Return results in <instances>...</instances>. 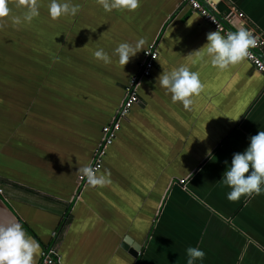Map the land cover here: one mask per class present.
Returning <instances> with one entry per match:
<instances>
[{"label":"crops","instance_id":"obj_1","mask_svg":"<svg viewBox=\"0 0 264 264\" xmlns=\"http://www.w3.org/2000/svg\"><path fill=\"white\" fill-rule=\"evenodd\" d=\"M204 1L221 22L245 15L225 26L264 36V0ZM37 2L30 23L16 0L0 20V224L19 223L39 243L34 264L49 248L56 264H188L189 247L205 253L194 264H264V182L260 194L235 202L222 182L234 154L264 131V75L246 58L221 70L206 51L189 57L216 30L180 0L111 12L97 0H58L80 10L57 20L51 0ZM140 38L141 52L120 65L114 49ZM154 42L152 76L99 173L110 172L111 182L78 191L79 168ZM100 49L110 62L95 58ZM182 65L203 85L188 109L158 82Z\"/></svg>","mask_w":264,"mask_h":264},{"label":"clouds","instance_id":"obj_2","mask_svg":"<svg viewBox=\"0 0 264 264\" xmlns=\"http://www.w3.org/2000/svg\"><path fill=\"white\" fill-rule=\"evenodd\" d=\"M106 12L113 9H126L135 11L140 7V0H97ZM17 8H23V21L31 22L34 17L39 16L37 0H16ZM80 10L79 5L71 3H59L51 0L48 5L49 16L57 20L61 16H75ZM10 14L9 0H0V20ZM12 23H21V16H13ZM3 25H0L2 27ZM208 43L202 49L192 53L190 56H199L202 52L211 58L213 67L223 70L230 65H236L251 55L249 49L255 48L257 39L251 30L240 28L236 32H228L225 36L220 31L207 34ZM146 44L144 38H140L134 45L120 43L114 49V55L118 56V62L126 66L130 59L141 52ZM86 47V46H85ZM95 58L110 62L109 55L103 49L94 53ZM160 86L172 94V102H182L183 107L188 109L193 103L194 95H199L203 85L199 73L192 72L187 66H180L171 72L163 71L158 77ZM78 175L87 179V185L95 188L110 183L111 173L106 171L97 174V169L92 166L80 167ZM222 182L232 190L227 199L230 202L240 200L242 196H251L253 193L260 194L261 184L264 182V131L250 137V146L243 153L233 156L230 168L224 173ZM40 252V245L32 237L28 236L19 223L0 224V264H34V258ZM188 264H194L197 259H203L205 253L198 248L189 247L187 250Z\"/></svg>","mask_w":264,"mask_h":264},{"label":"built area","instance_id":"obj_3","mask_svg":"<svg viewBox=\"0 0 264 264\" xmlns=\"http://www.w3.org/2000/svg\"><path fill=\"white\" fill-rule=\"evenodd\" d=\"M181 6L189 7L194 13L201 15V17L209 22L216 31H220L225 38L228 32H234L227 28L223 22L218 19V16L211 12L200 0H180ZM207 5H209L207 3ZM213 11H216L215 3L209 5ZM215 9V10H214ZM244 19L243 13L232 12L222 17L223 21L230 24L233 18ZM236 32V31H235ZM253 33V32H252ZM257 39L255 48H250L251 55L246 59L254 66L256 71L264 75V36L253 33ZM159 58L158 43L154 42L145 49L143 60L139 65L138 73L133 76L124 87L123 99L116 110L115 115L112 117L109 124L105 125L102 129V138L96 148L94 149L92 159L89 163L94 169H97V174L101 172L104 165L105 157L107 156L109 148L114 144L118 133L122 128L123 121L127 119L131 110L140 103V87L145 79L152 76L155 62ZM88 165V166H89ZM184 184V180L181 181ZM78 191H83L87 187V179L77 176ZM1 192V191H0ZM55 248H49L42 252L40 264H56L55 258L57 256Z\"/></svg>","mask_w":264,"mask_h":264},{"label":"water","instance_id":"obj_4","mask_svg":"<svg viewBox=\"0 0 264 264\" xmlns=\"http://www.w3.org/2000/svg\"><path fill=\"white\" fill-rule=\"evenodd\" d=\"M201 2H202V4H204L211 12H214V14H216L217 16H220V15H218L215 11H213V9H211L210 7H209V5H207L206 3H205V1L204 0H200ZM221 19H222V17H221ZM223 20V19H222ZM224 24H226L224 21H222ZM227 28H229V29H231V30H233L234 32H235V30L231 27V25H227L226 26ZM140 251H141V246L140 245H134L132 248H131V250H130V252H131V254L134 256V257H136V258H138V256H139V253H140Z\"/></svg>","mask_w":264,"mask_h":264}]
</instances>
